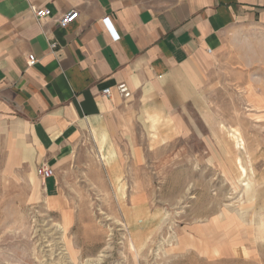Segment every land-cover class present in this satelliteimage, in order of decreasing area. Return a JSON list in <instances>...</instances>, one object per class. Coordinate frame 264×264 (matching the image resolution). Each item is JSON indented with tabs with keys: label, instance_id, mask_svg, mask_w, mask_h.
I'll list each match as a JSON object with an SVG mask.
<instances>
[{
	"label": "rangeland",
	"instance_id": "1",
	"mask_svg": "<svg viewBox=\"0 0 264 264\" xmlns=\"http://www.w3.org/2000/svg\"><path fill=\"white\" fill-rule=\"evenodd\" d=\"M222 47L181 128L144 104L135 147L86 133L51 187L0 172V264H264V28Z\"/></svg>",
	"mask_w": 264,
	"mask_h": 264
},
{
	"label": "crops",
	"instance_id": "2",
	"mask_svg": "<svg viewBox=\"0 0 264 264\" xmlns=\"http://www.w3.org/2000/svg\"><path fill=\"white\" fill-rule=\"evenodd\" d=\"M42 9L51 15L38 22ZM247 26L264 28V0H0V172L54 170L86 133L135 147L144 104L181 128L224 31Z\"/></svg>",
	"mask_w": 264,
	"mask_h": 264
},
{
	"label": "built area",
	"instance_id": "3",
	"mask_svg": "<svg viewBox=\"0 0 264 264\" xmlns=\"http://www.w3.org/2000/svg\"><path fill=\"white\" fill-rule=\"evenodd\" d=\"M51 12L48 9H42V10H34V17L35 20L38 22H42L43 20L47 19L48 17H50ZM78 18V13L77 12H68L66 14H63L60 18L57 19V25L60 29L66 28L67 26L71 25L72 23H74L76 21V19ZM36 58L34 57V55H30L26 58V63L28 67H32L35 63H36ZM117 93L120 97H122L124 100H128V98L130 97V92L128 90V87L124 84H121L119 86H117ZM102 95L104 97H108L109 98V90L106 89L102 92ZM53 176V169L49 168L46 165H40L37 169H36V177L39 178L41 180V183L43 186H45L46 182L48 180H50Z\"/></svg>",
	"mask_w": 264,
	"mask_h": 264
}]
</instances>
